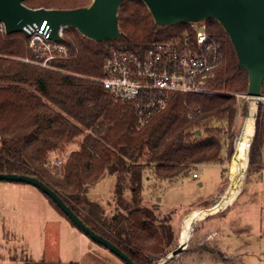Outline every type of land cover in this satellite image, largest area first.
Here are the masks:
<instances>
[{
  "label": "trees",
  "instance_id": "1",
  "mask_svg": "<svg viewBox=\"0 0 264 264\" xmlns=\"http://www.w3.org/2000/svg\"><path fill=\"white\" fill-rule=\"evenodd\" d=\"M91 1L25 0L23 4L32 9L70 10ZM205 25L222 54L216 78L209 83L213 92L175 93L168 106L142 127L137 125L133 106L115 104L100 83L105 43L67 27L62 44L69 57L42 67L25 61L34 56L22 33L0 34V173L37 178L135 264H152L172 246L174 235L170 215L159 218L154 208L142 205L145 181L174 183L193 166L203 164L222 166L224 174L234 151L236 94L246 92L248 76L221 25L213 19ZM118 26L120 41L128 47H148L191 31L189 24L156 25L139 0L122 1ZM81 136L78 150L60 169L47 168L49 153L62 151ZM262 143L264 103L258 107L250 164L255 154L259 158ZM106 175L115 178L112 200L121 210L111 218L103 205L87 196L88 188ZM125 190L131 194L129 202L123 198Z\"/></svg>",
  "mask_w": 264,
  "mask_h": 264
},
{
  "label": "crops",
  "instance_id": "2",
  "mask_svg": "<svg viewBox=\"0 0 264 264\" xmlns=\"http://www.w3.org/2000/svg\"><path fill=\"white\" fill-rule=\"evenodd\" d=\"M219 168L218 179L193 206L183 211L180 206L162 210L160 198L153 207L156 214L170 215L174 235L171 250L182 246L181 253L164 264H233L234 258L244 260L240 239L227 243L225 237L219 241L217 237L221 232L228 238L235 232L243 234L246 227L225 224L216 228L212 223L217 216L230 212L242 193L232 190L230 178L235 175L239 180L237 170L224 177L223 167ZM204 185L205 181L199 184ZM123 196L130 201L129 190ZM108 203L113 205L111 199L100 204L111 209ZM0 252V264H124L73 227L39 190L21 183L0 182Z\"/></svg>",
  "mask_w": 264,
  "mask_h": 264
},
{
  "label": "water",
  "instance_id": "3",
  "mask_svg": "<svg viewBox=\"0 0 264 264\" xmlns=\"http://www.w3.org/2000/svg\"><path fill=\"white\" fill-rule=\"evenodd\" d=\"M24 1L0 0V23L4 25L6 34L22 33L28 38L29 33L26 29H40L46 22L45 27L49 28L50 39L53 41L61 40L58 36V30L61 26L72 27L82 36L95 42H104L121 37L118 17L119 7L123 0H92L87 6L70 10L32 9L26 7L23 4ZM139 1L147 7L155 24L159 26L197 23L209 19L216 20L228 35L239 67L247 73L248 84L244 97L264 99V95H262V85H264V0ZM254 132L250 138L248 151ZM195 134L199 135L200 131H195ZM238 154L239 150L236 149L235 143L233 157ZM0 182L21 183L35 187L51 199L68 220L92 242L108 250L124 264H135L117 246L92 231L65 204L62 198L42 181L27 175L0 173ZM181 251L182 246L180 245L171 251L166 258L152 264H164L167 260H171L180 254Z\"/></svg>",
  "mask_w": 264,
  "mask_h": 264
},
{
  "label": "built area",
  "instance_id": "4",
  "mask_svg": "<svg viewBox=\"0 0 264 264\" xmlns=\"http://www.w3.org/2000/svg\"><path fill=\"white\" fill-rule=\"evenodd\" d=\"M45 25L46 22L40 29H26L27 49L34 59L25 61L49 67L51 61L69 57L62 44L67 26L58 30L61 40L53 41ZM189 25L190 32L148 47H128L120 38L103 42L107 55L100 83L115 104L133 106L138 127L164 110L175 93L213 92L209 83L216 78L222 60L220 46L208 36L205 21ZM0 34H6L2 23ZM65 160L66 157L49 153L47 163L60 169ZM192 176L197 177L195 173Z\"/></svg>",
  "mask_w": 264,
  "mask_h": 264
},
{
  "label": "rangeland",
  "instance_id": "5",
  "mask_svg": "<svg viewBox=\"0 0 264 264\" xmlns=\"http://www.w3.org/2000/svg\"><path fill=\"white\" fill-rule=\"evenodd\" d=\"M244 94H236L238 115L233 127V149L238 136L240 135L244 120H246L245 118L247 116V112L249 111V104L247 99L244 97ZM260 103H264V99H261L256 106V112L254 115L256 118ZM88 134V131L84 132V136ZM84 136L78 137L74 143L65 146L62 151L59 150L51 152V154L53 156H63L67 159L72 151L78 150ZM247 152L248 162L243 173L242 181L240 182L237 177L230 178L233 184L232 189L234 191L238 189L239 191H242L239 196V200L230 212H227L225 215L217 216L212 223L216 228H218V226L223 227L225 224L234 228H241L243 226L246 227L243 234L241 232H235L228 238L227 236L222 235L221 232L217 237V241L222 239V237H225L224 241L227 243H234L235 241H238V239L243 242L244 245L242 247V252L245 253L243 256L244 260L237 261L238 258H234L232 261L233 264H264V143L260 146L258 153L259 158L255 154L253 164L249 163L250 149ZM233 155L234 151L229 161L226 165H224V168L226 169V172L223 174L224 177H229V174L230 176L233 174L235 162ZM232 164L233 167L231 169L230 167ZM47 168L52 169L48 163ZM219 170V165L203 164L193 166L187 174L183 175L174 183L163 182L155 184L152 179H148L144 183L142 205L153 209V207L156 206V203H158V199L161 198L162 202L160 204L164 207L162 210L173 206H180L183 211V209L193 206L199 198L209 191V187L214 184L213 181L216 180V178L218 179V175L220 173ZM193 173H195L198 178H194L192 176ZM241 174L242 173H240V175ZM203 181H205V185L203 187L199 186V184ZM223 181L224 178L221 177L220 182ZM114 184L115 178L113 176L106 175L96 184L91 185L88 188L87 196L90 200L98 203L105 202L106 200L110 201V199L112 200ZM152 196H154V198H152ZM150 198V203L145 202ZM124 200L127 201L125 198ZM112 202L113 205H109L108 203V205L111 206V209L110 207L103 205L105 215L108 218L114 217L119 211H121L113 200ZM160 213L157 214L159 218H165L168 216L159 215ZM238 233L239 235L242 234L239 238L236 236ZM244 242L247 243V245H245ZM171 248L172 247L168 248L166 253L163 256L158 257L156 261L166 258L171 253Z\"/></svg>",
  "mask_w": 264,
  "mask_h": 264
},
{
  "label": "bare ground",
  "instance_id": "6",
  "mask_svg": "<svg viewBox=\"0 0 264 264\" xmlns=\"http://www.w3.org/2000/svg\"><path fill=\"white\" fill-rule=\"evenodd\" d=\"M248 101L249 104V111H248V116L244 122L243 128H242V133L239 137V139L236 142V149L239 150V154L234 156V169H235V174L237 170V174L239 176V181H242L243 178V173L244 170L247 166V151L249 147V142L250 138L253 135L254 132V121H255V112H256V106L259 103L261 99L258 98H248L245 97ZM240 173H242L240 175ZM237 176H233L235 178ZM233 190V189H232Z\"/></svg>",
  "mask_w": 264,
  "mask_h": 264
}]
</instances>
